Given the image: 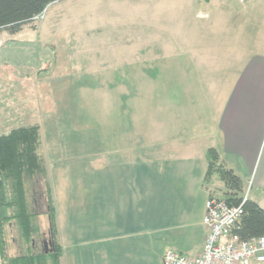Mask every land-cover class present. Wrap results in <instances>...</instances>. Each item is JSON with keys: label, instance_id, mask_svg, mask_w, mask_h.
I'll list each match as a JSON object with an SVG mask.
<instances>
[{"label": "rangeland", "instance_id": "obj_1", "mask_svg": "<svg viewBox=\"0 0 264 264\" xmlns=\"http://www.w3.org/2000/svg\"><path fill=\"white\" fill-rule=\"evenodd\" d=\"M192 1L61 0L17 35L0 32V135L39 127L38 153L59 215L69 209L66 200L84 202L79 191L96 182L101 152L118 146L144 152L149 147L135 138V133H144V98L154 94L144 87L152 68L148 56L164 48L168 67L180 66L177 85L195 86L187 89L185 101H197L200 91L208 95L207 86L196 80L198 74L187 72L196 70L200 53L224 54L228 49L223 43L230 47L243 36V6L225 0L228 10L198 18L195 7H187ZM260 13L263 23L258 31L264 39V12ZM256 27L253 18L247 25L249 41ZM170 40L176 41L178 52L171 50ZM222 76L229 79L230 74ZM211 183L213 188L222 186L216 174ZM247 190L250 195V182L244 194ZM37 222L42 228V237L35 239L38 247L50 233L47 217ZM18 240L16 232L8 229V256L24 253L26 246ZM193 244L192 235L179 240L182 250Z\"/></svg>", "mask_w": 264, "mask_h": 264}, {"label": "crops", "instance_id": "obj_2", "mask_svg": "<svg viewBox=\"0 0 264 264\" xmlns=\"http://www.w3.org/2000/svg\"><path fill=\"white\" fill-rule=\"evenodd\" d=\"M192 2L187 7H195L198 18L228 10L225 0ZM260 2L264 5V0L237 2L243 6V36L230 47L223 43L228 49L224 54L200 53L196 70L187 72L198 74L196 80L207 86L210 101L202 91L197 101H185L187 89L195 86L177 85L180 66L168 67L164 48L147 57L152 68L144 87L154 94L144 98V133H135V138L149 147L144 152L119 146L101 152L96 182L79 191L84 202L76 204L70 198L65 201L70 210L59 215L55 209L54 241L63 253L60 264H161L170 250L198 256L206 235V203L223 195L222 183L213 188L212 177L205 182L210 149L245 188L251 182L249 199L264 211V39L258 31L264 6ZM253 18L257 27L249 41L247 25ZM170 42L171 50L178 52L176 41ZM226 74L229 79L221 77ZM189 235L194 236L193 247L182 250L179 240ZM44 242L43 247L50 243Z\"/></svg>", "mask_w": 264, "mask_h": 264}, {"label": "trees", "instance_id": "obj_3", "mask_svg": "<svg viewBox=\"0 0 264 264\" xmlns=\"http://www.w3.org/2000/svg\"><path fill=\"white\" fill-rule=\"evenodd\" d=\"M61 0H0V32L14 36L24 25L36 22L47 8ZM38 126L21 127L0 135V262L1 264H60L61 247L54 241L55 207L45 182V169L38 153ZM205 182L216 174L223 184L224 200L230 206L242 204L245 185L234 172L219 162L214 149L207 152ZM49 222L50 243L36 246L41 236L37 219ZM8 229H13L26 246L23 254L7 255ZM235 234L241 240L264 236V211L250 199L243 203V216ZM52 237V238H51ZM49 243V244H50Z\"/></svg>", "mask_w": 264, "mask_h": 264}, {"label": "built area", "instance_id": "obj_4", "mask_svg": "<svg viewBox=\"0 0 264 264\" xmlns=\"http://www.w3.org/2000/svg\"><path fill=\"white\" fill-rule=\"evenodd\" d=\"M237 1L248 4L255 0ZM42 15L35 20L43 18ZM249 196L247 190L239 206L210 198L203 218L206 235L200 254L191 258L170 250L162 257L161 264H264V236L241 240L235 234L243 216V203Z\"/></svg>", "mask_w": 264, "mask_h": 264}, {"label": "flooded vegetation", "instance_id": "obj_5", "mask_svg": "<svg viewBox=\"0 0 264 264\" xmlns=\"http://www.w3.org/2000/svg\"><path fill=\"white\" fill-rule=\"evenodd\" d=\"M49 241H50V240H48V241H46V242H44V243H49ZM44 247H46V244H45V246H44Z\"/></svg>", "mask_w": 264, "mask_h": 264}, {"label": "water", "instance_id": "obj_6", "mask_svg": "<svg viewBox=\"0 0 264 264\" xmlns=\"http://www.w3.org/2000/svg\"><path fill=\"white\" fill-rule=\"evenodd\" d=\"M48 245H50V244H48Z\"/></svg>", "mask_w": 264, "mask_h": 264}]
</instances>
